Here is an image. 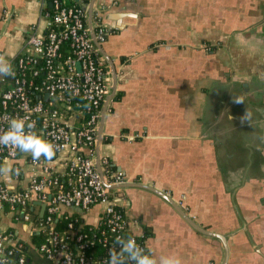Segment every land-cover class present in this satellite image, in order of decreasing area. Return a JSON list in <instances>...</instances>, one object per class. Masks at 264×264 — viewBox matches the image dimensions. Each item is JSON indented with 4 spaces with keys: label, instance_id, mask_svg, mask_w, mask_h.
I'll return each mask as SVG.
<instances>
[{
    "label": "crops",
    "instance_id": "1",
    "mask_svg": "<svg viewBox=\"0 0 264 264\" xmlns=\"http://www.w3.org/2000/svg\"><path fill=\"white\" fill-rule=\"evenodd\" d=\"M95 7L118 72L100 149L106 175L166 192L226 236L225 245L197 231L150 190L111 193L131 231L144 236L146 254L182 264H264V0H96ZM48 25L42 0H0V57H18L32 29L45 33ZM247 110L251 123L242 125ZM54 165L66 173L64 162ZM106 206H63L59 217L96 226ZM33 207L44 215L40 203ZM9 227L5 247L23 241L31 264H60L40 252L22 213L3 216L0 230Z\"/></svg>",
    "mask_w": 264,
    "mask_h": 264
},
{
    "label": "built area",
    "instance_id": "2",
    "mask_svg": "<svg viewBox=\"0 0 264 264\" xmlns=\"http://www.w3.org/2000/svg\"><path fill=\"white\" fill-rule=\"evenodd\" d=\"M42 1L49 18L46 32L40 33L34 27L20 55L6 61L12 66V74L0 76V132L8 129L11 119H24L26 131L27 124H31V131L55 145L57 152L51 161L43 157L34 161L30 153L0 146V165L12 169L7 173L11 181L7 174L0 175V217L22 213L34 234L48 231L38 248L60 264H104L109 251L118 249V237L135 238L147 252L144 236L131 231L125 210L111 199L112 192L104 186L95 167L97 129L109 91L110 72L91 41L86 12L78 4L66 5L62 0ZM95 18L96 34L103 43L109 31L99 11ZM55 162L66 164L65 174L55 171ZM103 164L107 168L108 159L103 158ZM107 181L121 184L129 180L120 172H112ZM104 202L107 206L99 223L90 225L89 231H80L84 224L77 227V219L70 221L65 231L55 228V218L63 206L89 211ZM37 203L46 205L43 216L31 210ZM28 207L32 212H26ZM2 233L0 264H9L10 256L19 250L4 245L14 233ZM22 244L25 242L13 247ZM97 245L101 252L95 251ZM24 262L22 256L19 264Z\"/></svg>",
    "mask_w": 264,
    "mask_h": 264
},
{
    "label": "clouds",
    "instance_id": "3",
    "mask_svg": "<svg viewBox=\"0 0 264 264\" xmlns=\"http://www.w3.org/2000/svg\"><path fill=\"white\" fill-rule=\"evenodd\" d=\"M12 74V66L0 57V76H8ZM234 102L242 104L244 101L234 98ZM242 125L251 123V115L248 110L240 117ZM21 118H13L9 122L8 129L0 132V146L8 148L10 151L19 150L22 153H30L34 161L40 160L42 157L51 161L57 152V148L50 142H47L40 136L31 131L32 125L27 124ZM12 171L10 166L0 165V175L7 174ZM117 247H113L109 251V255L104 264H182L181 259L175 255L161 256L158 260L150 254H146L135 238L127 239L117 238L115 241ZM125 257L127 259H125Z\"/></svg>",
    "mask_w": 264,
    "mask_h": 264
},
{
    "label": "water",
    "instance_id": "4",
    "mask_svg": "<svg viewBox=\"0 0 264 264\" xmlns=\"http://www.w3.org/2000/svg\"><path fill=\"white\" fill-rule=\"evenodd\" d=\"M96 0H91L89 3L84 1L78 0V5L83 8L86 12V22L87 27L89 30V35L91 38V41L94 45V47L97 49L98 53L102 56V58L105 60V62L108 65L109 72H110V81H109V91L106 94L104 104L102 106L101 115L98 123V129H97V138H96V144H95V167L97 171L100 174L101 180L104 184V186L110 190V192L114 193L120 189L126 188V187H140L143 189L150 190L154 193H157L161 197H164L169 203H171L182 215L183 217L194 227L197 231L220 238L226 245V236L217 232H212L204 228L202 225H200L197 221H195L185 210H183L179 205H177L176 201L168 195L166 192L153 187L151 185H147L145 183H139V182H132L128 181L121 184H111L107 181V175L105 173V168L103 164V156L101 155V144L103 142V133H104V123H105V116L107 113V109L109 106L110 101L115 96L117 85H118V72L116 70L115 63L112 61V59L109 57V55L106 53V51L103 48L102 43L99 41L97 34H96V13L98 12L95 7ZM42 212L45 210V203H42ZM227 247V246H226Z\"/></svg>",
    "mask_w": 264,
    "mask_h": 264
},
{
    "label": "trees",
    "instance_id": "5",
    "mask_svg": "<svg viewBox=\"0 0 264 264\" xmlns=\"http://www.w3.org/2000/svg\"><path fill=\"white\" fill-rule=\"evenodd\" d=\"M77 5V4H75ZM48 8L51 9V6L50 4L48 3ZM6 210H8V206H5ZM26 212H32L30 210V207H28L26 209ZM21 214L19 213L18 216H20ZM17 216V215H16ZM2 218L3 217H0V223L2 222ZM77 219V227L80 226V224H84L82 227H80V231H89V228H90V225L89 224H86L84 223L77 215H68V216H61V217H56L55 218V228L58 230V231H65L67 229V225L70 221H75ZM9 232H13L14 233V228L13 227H9L8 230L6 232H1L0 230V233L4 234V233H9ZM48 235V231H41L40 233H35L33 234L32 236V241L37 245V246H40L41 243H43L45 240H46V237ZM71 242H72V246L74 249H76V244H75V238L72 236L71 237ZM22 243V242H21ZM17 245L16 247H13L12 248H9V249H15L17 248L19 250V253L17 254V252H14L10 257V262L9 264H19V260L22 256H25V262L24 264H31V262L28 261L27 259V256H26V245L25 244H22V247H19ZM95 251L96 252H101L102 249H101V246L100 245H97L95 248ZM93 249V250H94Z\"/></svg>",
    "mask_w": 264,
    "mask_h": 264
}]
</instances>
